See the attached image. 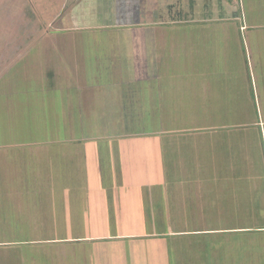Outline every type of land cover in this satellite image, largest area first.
I'll list each match as a JSON object with an SVG mask.
<instances>
[{
	"label": "rangeland",
	"instance_id": "374dc122",
	"mask_svg": "<svg viewBox=\"0 0 264 264\" xmlns=\"http://www.w3.org/2000/svg\"><path fill=\"white\" fill-rule=\"evenodd\" d=\"M120 1L0 0V264H103L102 249H108L109 264H263L264 253L249 249L253 238L239 235L233 250L221 246V238L194 235L201 225L196 212L188 215L191 203L167 201L169 187L175 183L174 193L181 184L171 181L174 172L176 179L194 183L198 171L175 165L186 159L179 145L190 130L178 122L184 107L195 105L192 94L199 87V77L189 72L204 67L185 59V30L171 27L186 6L160 0L153 11L159 25L132 27L138 14L134 0ZM224 2L237 7L240 21L264 17V0ZM195 12V18L203 16L199 7ZM94 20L108 24L80 29ZM178 36L181 41L172 43ZM244 38L245 33L242 48ZM162 87L181 118L171 119L170 130L155 140L156 89ZM11 95L16 98L6 101ZM214 101L208 109H216ZM240 102L236 109L251 110ZM236 113L229 114L242 116ZM230 126L225 124V134L250 129ZM78 140L100 146L94 161L76 156L82 149L72 143ZM220 149L205 148L203 160ZM196 157L201 161L199 150L188 159ZM141 167L154 168L147 180L162 176L166 187L140 184ZM102 209L106 219L98 215ZM178 232L189 234L175 236ZM95 237L120 239L94 243ZM78 239L92 242L69 243Z\"/></svg>",
	"mask_w": 264,
	"mask_h": 264
},
{
	"label": "crops",
	"instance_id": "0c3cea01",
	"mask_svg": "<svg viewBox=\"0 0 264 264\" xmlns=\"http://www.w3.org/2000/svg\"><path fill=\"white\" fill-rule=\"evenodd\" d=\"M133 2L138 14H136V21H130L131 25L130 22L127 23L130 26H155L161 19L159 15L156 17L153 13L155 5L160 6V0H134ZM181 2L186 6L183 17L171 23V27L177 25L183 29L182 31L185 30L181 45L184 47L185 59H189L191 64H203L206 68L194 67L189 72L193 77H199V87L198 91L195 87L196 90L192 94L195 100L192 99L191 102L195 105L187 104L184 107L183 119L181 123L178 122L181 128L190 130L184 133L187 140L179 145L184 150L186 159L180 158V162L175 165L186 172H194L195 169L198 171L194 176V183H187L183 178L176 179L179 176L174 172L171 181L179 180L181 184L174 193L175 183L169 187L172 191L169 197L167 196V201L172 200L177 204L191 203L190 208L187 209L188 215L196 212V219H199L198 222L201 225L200 229L193 232L194 235H206L212 238L214 236L217 240L221 238L224 243L221 246L228 248L230 244L233 250L234 239L244 235L243 239L253 238V246L250 245L249 249L258 251L262 255L264 253V17L246 19V21L242 18L240 21L237 7L229 6L224 0H181ZM198 7L203 16L195 18L198 17V13L195 12ZM235 9L237 11L233 14L232 11ZM87 23L80 29L108 24L106 22L100 24L96 20ZM228 30L235 33L234 38L228 37L229 34L225 33ZM196 31L198 34H195ZM243 33L245 38L242 48L240 35ZM177 41H181V36L171 38L172 43ZM170 51L174 52L173 56L176 55L174 46L170 48ZM157 64L160 67L159 60ZM160 75L161 72L156 74L155 83ZM202 78L206 80L203 86H201ZM167 94L169 99L173 98L165 87H162L161 91L156 89L153 113L157 130H155V140L170 130L166 124H169L171 119L176 122L181 118L178 111L176 113L173 110L166 98ZM214 100L217 101L216 109L215 106L214 109H208L211 106L208 103H213ZM239 102L241 106L250 107L251 110L236 109V105H240ZM235 111H237L236 115L240 113L242 116H230L229 113ZM249 112L252 117L248 115ZM232 117L238 118L233 121ZM223 118H225L224 123H222ZM119 123L122 122L117 121V124ZM228 123L231 124L230 128L250 127V129L244 131L235 129L229 132L226 130L228 133L225 134V124ZM220 127L222 129H219ZM72 144L81 146L82 150L81 152L77 150L76 156L84 157L85 162L87 159L94 161L95 153L101 152L96 142L89 145L88 142L82 144L78 140ZM209 146L221 147L223 151L220 149L209 160H203L202 152L204 155V149ZM198 150L201 161H198L196 157L193 162H190L188 158L191 152L196 153ZM106 151H109V148L102 149V152L106 153ZM64 161L63 158L61 163L64 164ZM96 164L101 167L100 161ZM136 170L143 179L140 184L147 182L150 187L153 185L166 187L167 179L165 181L162 176L156 180H147V172H155L154 168L141 167ZM132 187L131 197L136 190L135 187L140 188V186L138 183ZM185 207L183 204L182 208L179 207L175 212L182 213L183 210L180 209ZM105 210L103 209L102 212ZM102 214L103 218H105L104 215H108L107 212ZM182 217L185 216H180ZM179 233H184L185 236L189 234V232ZM215 247L218 248L220 245L215 244Z\"/></svg>",
	"mask_w": 264,
	"mask_h": 264
},
{
	"label": "trees",
	"instance_id": "16d2710c",
	"mask_svg": "<svg viewBox=\"0 0 264 264\" xmlns=\"http://www.w3.org/2000/svg\"><path fill=\"white\" fill-rule=\"evenodd\" d=\"M15 65H17V63H15L14 64V66L10 69V70H12L14 67H15ZM9 70V71H10ZM5 74H7L8 73V71H6V72H4ZM52 75L54 76V73H52ZM4 78V77H3ZM1 79V78H0ZM48 79V78H47ZM53 77H50L49 79H48V82H49V84L51 85L50 87L51 88H54V86L52 87V85H53ZM50 80V81H49ZM52 80V81H51ZM45 83H46V85L47 86H49L48 85V83L45 81ZM13 98V99H12ZM16 97H13L12 95L11 96H7L6 97V101H8L9 99H12V100H14ZM5 101V102H6ZM5 107L7 108V104H5ZM34 130V129H33ZM15 143L14 142H12V144L11 145H14ZM7 145H10L9 143L8 144H5V147L7 146ZM16 145V144H15ZM11 147V146H10ZM0 148H3V145L1 144L0 145ZM102 211H103V209H102ZM102 211H101V213H102ZM100 213V214H101ZM100 214H98L99 216H102V215H100ZM180 236V235H182V236H185L184 235V233H177L175 236ZM120 237H123V236H120ZM91 238H93V237H91ZM97 240L94 242V243H99V242H102V241H113V240H118V239H120L119 237H109V239H107V238H102V237H95ZM94 238V239H95ZM127 239V238H126ZM122 240H124V239H122ZM89 242H92L91 240H85V239H78V240H74V241H71V242H69V243H72V244H82V243H86V244H89ZM92 245V244H91ZM97 251V250H96ZM99 252L101 253V255L103 254V264H109L108 263V255H107V253H108V249L106 250V249H102V250H99ZM100 253L98 254V257H100ZM101 261V262H102Z\"/></svg>",
	"mask_w": 264,
	"mask_h": 264
}]
</instances>
